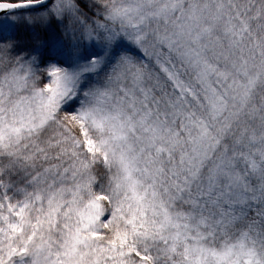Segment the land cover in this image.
Segmentation results:
<instances>
[{
	"label": "snow or ice",
	"instance_id": "6c2138e0",
	"mask_svg": "<svg viewBox=\"0 0 264 264\" xmlns=\"http://www.w3.org/2000/svg\"><path fill=\"white\" fill-rule=\"evenodd\" d=\"M0 14V264H264V0Z\"/></svg>",
	"mask_w": 264,
	"mask_h": 264
},
{
	"label": "water",
	"instance_id": "95a60500",
	"mask_svg": "<svg viewBox=\"0 0 264 264\" xmlns=\"http://www.w3.org/2000/svg\"><path fill=\"white\" fill-rule=\"evenodd\" d=\"M0 15H2V14H0Z\"/></svg>",
	"mask_w": 264,
	"mask_h": 264
}]
</instances>
